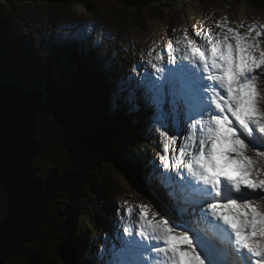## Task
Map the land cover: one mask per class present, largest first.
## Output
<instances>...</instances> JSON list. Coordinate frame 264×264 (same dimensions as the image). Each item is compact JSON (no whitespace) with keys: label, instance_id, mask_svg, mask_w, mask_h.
Listing matches in <instances>:
<instances>
[{"label":"snow or ice","instance_id":"obj_1","mask_svg":"<svg viewBox=\"0 0 264 264\" xmlns=\"http://www.w3.org/2000/svg\"><path fill=\"white\" fill-rule=\"evenodd\" d=\"M215 27L196 31L199 42L185 30L168 41L166 57L153 47L155 75L122 80L111 101L150 110L160 178L178 203L194 206L192 218L177 223L151 205H126L94 264H264V25L241 32L225 17ZM28 159L12 177L22 190L34 186Z\"/></svg>","mask_w":264,"mask_h":264},{"label":"trees","instance_id":"obj_2","mask_svg":"<svg viewBox=\"0 0 264 264\" xmlns=\"http://www.w3.org/2000/svg\"><path fill=\"white\" fill-rule=\"evenodd\" d=\"M94 1L23 0L16 4L25 7L49 2L66 9L71 6L69 12L76 3L88 10ZM223 1L231 9L242 2ZM189 3L190 0H125L117 20L128 30L141 28L150 19L161 20L164 12L189 9ZM245 3L248 8L264 11L260 1ZM59 50L49 61L45 83L40 81L31 87L25 84L24 77L10 73L17 90L43 93L35 124L42 153L33 161L32 169L49 195V221L36 232L27 254L7 264H94L96 255L89 249L92 243L93 249L102 251L106 243L111 246L117 230L113 219L115 203L120 200L117 195L128 187L143 192L153 186L147 170H155L151 161L156 159L158 148L151 133L149 142L141 133L147 110L142 106L139 112L117 110L111 103L119 81L129 77L122 75L121 67L108 58L95 64L92 54L87 55L83 47L78 51L67 48V55H60ZM40 162L47 166L46 170H41ZM110 168L117 176L107 172ZM0 193L3 217L6 195L1 188ZM103 215L110 220V237L104 233L105 226H109Z\"/></svg>","mask_w":264,"mask_h":264},{"label":"rangeland","instance_id":"obj_3","mask_svg":"<svg viewBox=\"0 0 264 264\" xmlns=\"http://www.w3.org/2000/svg\"><path fill=\"white\" fill-rule=\"evenodd\" d=\"M238 4L231 9L223 0H190V8L185 11L182 7L167 11L163 13L161 20L150 19L141 28L128 30L117 20V15L123 9L122 0H95L91 2L92 8L88 10H85L82 4L76 3L69 12L67 10L71 6L66 9L60 6L61 4L55 6L49 2H42L24 7V4L16 3L9 6L0 0V76L7 83L11 82L12 86L11 72L24 77L25 84L31 87L36 86L40 81L45 83L46 71L55 52L60 49V55H67V48L73 50L74 47L76 51L83 47L87 55L92 54L95 64L107 61V58L111 62H123L122 66H125L126 71L122 75L127 74L134 80L139 79L146 72L155 75L154 69L147 63L151 59L147 55L148 52L155 47L157 52H162L166 57L168 41L174 42L175 37L182 36L185 30L191 38L199 42L201 38L195 35L196 31L206 32L211 28L214 33H218L220 29H217L215 24L225 17L230 27L236 28L238 24L244 25L245 28L239 29L241 32L254 23L264 25V11L248 8L245 0ZM261 4L264 8V0ZM261 40L264 41V36ZM261 47L264 48V43ZM64 51L66 54L63 53ZM157 52H153V57ZM256 55L259 56V52ZM55 57L57 58L58 55ZM155 62L153 59V63ZM65 65L66 62L63 59L62 66ZM263 81L264 79L258 81L262 90H264V84H261ZM145 117L146 123L141 133L149 142L148 129H151L158 153L163 154L159 132L151 124L150 110L145 112ZM181 142L182 137L178 138V144ZM248 154L259 160L255 152ZM100 160L104 164L103 160ZM259 163L264 167V161H259ZM102 166L105 167V165ZM40 167L41 170L47 169V166L41 162ZM107 172L117 176L112 168ZM162 172H164L163 168H157L154 179L152 175H149L150 173H147L154 181L152 189H142L143 192H140V190L133 191L126 187V191L117 197L123 198L124 204L128 206L151 205L153 210L161 215L171 217L177 223H181L184 219L179 217L175 210L168 209L170 204L166 201L168 202L170 198L173 200V196L172 190L160 178L159 174ZM260 178L264 179V176ZM158 190L161 193L164 192L160 197L156 193ZM2 199L3 195L0 193V201ZM260 203L264 204V200ZM135 211L138 213L139 209L136 208ZM115 212L117 213L118 210ZM120 215L117 216V221ZM103 217L106 218L105 225H107L108 216L103 215ZM93 246H95L94 243L89 249L96 255L98 249H93Z\"/></svg>","mask_w":264,"mask_h":264},{"label":"water","instance_id":"obj_4","mask_svg":"<svg viewBox=\"0 0 264 264\" xmlns=\"http://www.w3.org/2000/svg\"><path fill=\"white\" fill-rule=\"evenodd\" d=\"M12 5L23 0H2ZM123 5H125V0ZM254 1V0H252ZM260 1L262 0H255ZM0 188L6 195V210L0 224L7 225L0 232V264L27 254V246L36 232L48 223V193L42 181L35 178L33 161L42 153L36 140V116L43 101V93L17 90L0 76ZM28 159L33 187L22 190L13 177L22 158Z\"/></svg>","mask_w":264,"mask_h":264},{"label":"bare ground","instance_id":"obj_5","mask_svg":"<svg viewBox=\"0 0 264 264\" xmlns=\"http://www.w3.org/2000/svg\"><path fill=\"white\" fill-rule=\"evenodd\" d=\"M37 92H39V91H36L35 93H37ZM34 176H35V175H34ZM156 193L159 194V195H158L159 197H160V195L164 194L163 191H162V193H161V192H159V190H158ZM158 199H159V198H158ZM170 202H171L170 205H169L170 207H168V209H170V211H171L172 209H173V210L177 209V207L174 205L173 201L170 200ZM186 205H187V208H188V210H189V214H190V213H194L195 209H193V208L191 209L190 206H189V204H186ZM178 214H180V212H179ZM192 216H193V214H192ZM192 216H191V218H192ZM191 218H190V219H191Z\"/></svg>","mask_w":264,"mask_h":264}]
</instances>
